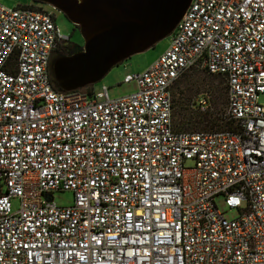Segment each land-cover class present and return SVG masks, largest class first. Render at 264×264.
<instances>
[{"label": "built area", "instance_id": "built-area-1", "mask_svg": "<svg viewBox=\"0 0 264 264\" xmlns=\"http://www.w3.org/2000/svg\"><path fill=\"white\" fill-rule=\"evenodd\" d=\"M68 41L52 12L0 4V264H264V0H192L118 99L55 87ZM193 69L224 80L230 128L175 129Z\"/></svg>", "mask_w": 264, "mask_h": 264}, {"label": "water", "instance_id": "water-1", "mask_svg": "<svg viewBox=\"0 0 264 264\" xmlns=\"http://www.w3.org/2000/svg\"><path fill=\"white\" fill-rule=\"evenodd\" d=\"M33 1L63 14L83 40L79 51L50 63L58 89L73 91L99 83L114 67L171 36L192 0Z\"/></svg>", "mask_w": 264, "mask_h": 264}, {"label": "rangeland", "instance_id": "rangeland-1", "mask_svg": "<svg viewBox=\"0 0 264 264\" xmlns=\"http://www.w3.org/2000/svg\"><path fill=\"white\" fill-rule=\"evenodd\" d=\"M0 4L14 8L18 5L39 7L46 11L55 9L40 4L33 0H0ZM55 24L61 34L69 37L70 43L81 47L83 40L75 29V26L61 13H58ZM171 43V36L158 42L148 51L137 54L114 67L99 83L94 85L95 89L102 86L107 88L110 99H118L137 92L135 82H125L128 75L142 73L149 68ZM59 50L63 49L60 47ZM173 124L177 131L182 132H209L229 128V123L224 120L227 107L226 85L223 79L209 76L198 69L187 72L173 88ZM259 103H264V96L258 98ZM191 165L190 162L187 163ZM53 202L57 207H70L74 203V195L68 191H56L52 194ZM215 204L227 219L238 216L236 210L229 209L223 196L215 198ZM13 211L19 209V200H12Z\"/></svg>", "mask_w": 264, "mask_h": 264}, {"label": "flooded vegetation", "instance_id": "flooded-vegetation-1", "mask_svg": "<svg viewBox=\"0 0 264 264\" xmlns=\"http://www.w3.org/2000/svg\"><path fill=\"white\" fill-rule=\"evenodd\" d=\"M52 13L54 14V17H55V20L57 19V16H58V12L57 10H54L52 11ZM75 29H77L75 27ZM77 45H74L72 43H70V41L66 42V43H62L60 45V47L63 49L62 50H57L55 51V53L53 54V59L57 58V57H60V56H68V55H71L73 51H75L77 49L76 47Z\"/></svg>", "mask_w": 264, "mask_h": 264}, {"label": "trees", "instance_id": "trees-1", "mask_svg": "<svg viewBox=\"0 0 264 264\" xmlns=\"http://www.w3.org/2000/svg\"><path fill=\"white\" fill-rule=\"evenodd\" d=\"M76 47H77V49H76L75 51H73L72 54L75 53V52H77V51H79L80 47H79V46H76ZM52 82L54 83L55 87L58 89L56 83H55L54 80H53V77H52ZM86 89L89 90V89H91V87H87ZM59 90H60V89H59ZM226 123H227V122H226ZM229 128H230V127H229Z\"/></svg>", "mask_w": 264, "mask_h": 264}]
</instances>
